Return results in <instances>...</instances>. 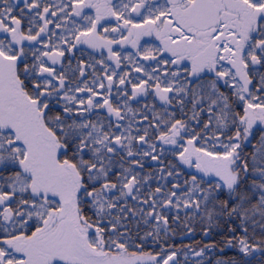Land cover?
I'll use <instances>...</instances> for the list:
<instances>
[{
  "label": "snow or ice",
  "instance_id": "obj_1",
  "mask_svg": "<svg viewBox=\"0 0 264 264\" xmlns=\"http://www.w3.org/2000/svg\"><path fill=\"white\" fill-rule=\"evenodd\" d=\"M0 264H264V0H0Z\"/></svg>",
  "mask_w": 264,
  "mask_h": 264
}]
</instances>
